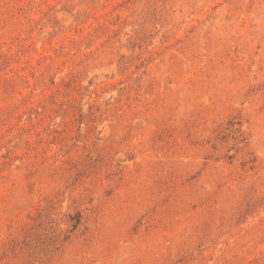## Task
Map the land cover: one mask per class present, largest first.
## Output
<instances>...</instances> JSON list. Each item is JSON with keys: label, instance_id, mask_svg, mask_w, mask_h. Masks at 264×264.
I'll return each mask as SVG.
<instances>
[{"label": "rangeland", "instance_id": "obj_1", "mask_svg": "<svg viewBox=\"0 0 264 264\" xmlns=\"http://www.w3.org/2000/svg\"><path fill=\"white\" fill-rule=\"evenodd\" d=\"M0 264H264V0H0Z\"/></svg>", "mask_w": 264, "mask_h": 264}]
</instances>
